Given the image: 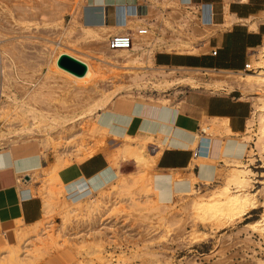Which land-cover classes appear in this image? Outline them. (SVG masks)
Returning <instances> with one entry per match:
<instances>
[{
    "label": "rangeland",
    "instance_id": "1",
    "mask_svg": "<svg viewBox=\"0 0 264 264\" xmlns=\"http://www.w3.org/2000/svg\"><path fill=\"white\" fill-rule=\"evenodd\" d=\"M99 1L100 0H92V3H90L91 0H0V29L2 30L1 39L3 40L2 42L4 43V48L7 53V72L10 76L11 82L16 87V93L18 96L28 94V97H30L32 95V98L30 97V101L28 100V102H31L30 104H36L35 106H38L37 108L39 109L41 108L40 110L43 112H50L52 114L54 110H57L56 108H58V111L60 112H67V110L77 109L79 108L78 105L81 107L87 101H90L91 98L93 99L95 96L97 97V92L94 93L95 91L102 92L105 89L115 86V84H109V82H111L110 79L114 74L134 72L133 69L129 68L119 70L114 67H109L108 64L104 62L108 61V57L110 58V56H107L109 53L106 51V41L109 36L116 33L108 34L105 37L106 40L99 39L100 42L98 39L93 40L92 38L91 40V38L84 37L82 34L80 29L81 24L84 25L86 20H92L95 17L86 13L88 6L92 7L93 4H97ZM174 1L178 2L177 0ZM106 3L111 5L114 3V0H106ZM179 5L183 10L194 11V8L190 5L189 7L181 4ZM162 6H158L161 13L164 11L166 12L168 8V11H171V9L174 8L171 5ZM194 12L197 13L198 9ZM153 13L154 15L156 14L155 12ZM161 13L159 12L160 16ZM53 14L60 16L61 20L57 24H55L54 21H49L48 23L45 22L44 19ZM166 15L167 13L165 14V17ZM159 18L160 17H158V19ZM258 18L261 21L260 23L264 24V7L259 13ZM201 36L203 35H193L191 38L192 42L197 45L201 41ZM261 45H264V40ZM199 46L201 45H198V48ZM94 50H96L97 53L94 52ZM210 50L211 48L208 47V44H205L200 47V50H195L194 48L191 50L188 48L187 50L178 51L157 50L154 52V56L156 54L165 53L171 56L186 57L190 54H201L203 52L210 53ZM100 51H103V53ZM256 53L257 52L254 50L250 51L247 63H250L251 66H253V61L256 58H259L257 55H254ZM210 57L214 58L222 65L234 62H229V54L227 56H220L217 54L216 56ZM63 58H67L81 65L83 67V72L79 73L63 66L61 64ZM150 66L152 68H156L154 63ZM253 67L255 68L256 66ZM112 69L117 72L115 73ZM226 71L237 73V71L232 70ZM139 72L146 71L143 70ZM240 72H242L241 74H244L249 71H247L246 67L243 66V69L240 70ZM188 74L189 73L186 75ZM192 75L199 77V79L201 78L198 83L199 85L204 86L203 89H205L206 86H211L210 90H208V87H206V90L194 91L193 89L189 90L188 88H184L183 90L186 92L182 93L181 91H173L172 87L163 88L162 94L164 101L157 100L160 99V97H154L153 95L148 96L149 93L144 92H141L140 95L137 93L128 95L120 94L114 99L113 106L119 108L120 106L127 105L129 102L133 103L138 101L143 106L141 112L137 116L115 117L114 115H110L108 110H105L106 112L99 111L100 118L108 122L106 127L107 130L97 132L92 134V136H88L86 133H81L80 127H82V124L76 123L75 126L71 128L70 123H66L64 126L65 128H63L61 124L57 123L55 126L57 132L59 131L58 134H60L54 137L52 143L46 146L42 144L35 145L31 151L32 154H30V156L33 157L34 160H37L39 164V168L35 169L36 173L34 172V174H38L39 177L32 179L33 182L30 181L28 184L25 182V180L29 178L28 175L31 174L32 177H35L33 170L28 169L20 174L23 178V183L20 184L22 189L30 186L29 189L31 188L33 191L36 189L41 191L43 188L44 189L41 192H46L49 189V192L51 189L53 190L51 191V194L53 195L52 199L54 198L53 204L55 205V208L47 218H45L44 215V218H42V222L50 220L53 223L52 232H50V236L47 238H39L38 240L36 238V234L30 232L26 234L22 241L19 240V232L22 230H29L30 226H20V223L16 222L13 228V231L15 232V240L11 243L12 241L10 238H8V240L3 239L4 244L0 245V254L3 255L4 253L6 256H9L10 254L11 256L9 257L11 258L15 256H23L22 262H24L22 264H141L142 254H146L148 256L153 254L155 256L156 254V256L158 255V257L163 259V264H264L263 240L257 235V233H254L252 230L245 227L246 223L259 218L264 208L259 207L250 211L246 215L235 218L226 223V226L219 230L212 229L213 231H211L210 226L203 227L200 224H196L194 225L196 229L203 230L208 233L211 232V235H209V237L203 242L189 243L188 239H186V234L191 230L193 225L189 219V211L183 207L184 199L181 197L179 198V194H175L169 200L170 206L168 202H162L165 205L164 206L161 202L156 201V191L152 189L150 185L144 187L143 184L146 179L148 180L152 177V175L158 174H173L176 177H182L180 178L182 183H190L191 178L189 177V174L193 172L191 170L192 168L189 167L190 169L185 170L160 169L157 167L156 162L155 164H146V161L138 163L132 156L125 154L123 158L120 153L121 146L128 143L137 151L138 149H142L141 151L147 159L150 160V158H154V145L160 140L154 139L152 134L148 135L146 128L154 122L161 105H169L168 107L174 106L175 108H179L185 100V95L188 97H195L199 93L228 94V92L233 88L222 86L218 89L219 91H214L215 89L213 88L212 83L208 82L211 81L208 77L213 76L214 74L211 75L205 70H198L196 73H192ZM220 76L223 75L220 74ZM207 79L208 81H206ZM200 82L202 83L200 84ZM35 83L38 85L34 87ZM181 87L182 86L178 87V89ZM238 88L240 89L244 99H247L251 105L250 119H252L254 118L255 109L254 98L263 94V91H244L240 87ZM31 91L35 93H32ZM80 91H84L86 93L88 92L87 94H89L91 98L87 101L84 99L82 100L81 98H83V96L80 94ZM70 93L74 95L70 96ZM179 115L182 116V113L180 112ZM17 118L18 117H12L10 119L14 129H16L20 135L18 138L19 147H17V149L41 142L40 140L43 139L44 134L40 128L42 123H40L37 128L33 127V131H26L24 130V126H28L32 120L31 117H29L28 114H23L22 117L21 115L19 116L18 120ZM87 121L89 122L87 119L84 120L83 123L85 124ZM47 122L48 121H44L43 124H46ZM206 122L207 119L203 118L199 123V127L201 126V123L203 124ZM1 123L2 122L0 121V133L6 130L3 123ZM50 131L48 127L46 132L49 133ZM26 132H29L31 135L27 133L26 137ZM123 132L127 137L130 136L129 138L132 139L123 138ZM256 132V125L254 122L247 124L246 129L242 133L220 134L225 142L227 139V143L231 140L235 143V148L240 149L238 153H235L234 151L231 155H237L238 157H235L240 158L241 164L243 162L248 164L251 174L249 181L250 184H248L250 187L248 186L247 190L250 192L262 191L264 185V165L259 157V154H256L257 150L255 149V141L257 138ZM195 133H198V137L201 136L199 131L196 130H194L193 134H189L193 137L192 148L196 143ZM11 135L14 136V134ZM4 136L5 134L3 136L0 135V140ZM34 136H36V138ZM160 137V135L156 136V138ZM204 137H209L208 139L211 141L214 134H212L211 131H204ZM19 139H22L21 141L23 142H20ZM96 145L97 147H100L96 154L103 155L107 159L108 165H110V167L112 166L111 168L118 172L119 180L117 179L115 181L122 185L121 188H118L120 193H115L113 191V188H116V182L112 181L111 184L113 185L108 184L101 191L93 193V198L95 199L101 194L108 195L110 199L109 202L106 203L107 207L106 205L104 206V208L106 207L108 211H105L104 215L100 219L94 216V218L92 217L93 221L88 224L84 222V219L86 218L83 217L81 213L76 212L71 215V217L69 216V221L61 227L60 225L62 224V219L60 213L61 209L66 205L68 199H66V183H64L61 179L60 171L68 166L83 161L86 149ZM79 146L81 151L79 150ZM68 147L70 149H68ZM162 147L163 146L159 148L160 151L164 149V147ZM66 152L67 154H65ZM2 153L4 152L0 149L1 157L4 156L1 155ZM224 155L227 156L230 154L226 153ZM56 156L60 158V163L57 162L58 157ZM205 160L203 158H199L197 163L200 166H209L210 173L213 175L211 179L207 178L209 182L206 186L207 189L205 186L204 188L203 186L200 188L202 194L208 195L214 187L217 188V186L221 185L223 175L231 169L229 167L231 164H226L221 159L207 158ZM50 164H53V166ZM194 171H196V169H194ZM45 173L47 176L44 177L43 174ZM26 184L29 186L26 187ZM199 185L200 182L196 181L195 187L197 188ZM45 187H48L49 189L46 190ZM231 191L234 190L231 189ZM113 192L114 194H112ZM34 194L35 193L33 192L32 197L37 196L42 202V194ZM151 200H153V202ZM258 201L259 204L263 201L262 194H258ZM166 205H168V207H166ZM151 207L154 209L148 212L146 209H150ZM143 209L146 211H143ZM161 216H164L165 220H168V222L170 221L171 226L173 225L171 227L172 230L169 233L165 232L163 221H158V218H161ZM77 218L79 219L77 220ZM95 220L97 221L95 222ZM41 227L43 228V225H41ZM57 227H60L59 229L61 231L58 230ZM212 227L214 228V225ZM30 237L35 238L30 239ZM24 240H27L28 243H24ZM22 243L23 245L26 244L29 247L26 246L27 248L25 247L23 249ZM98 243L100 244V247L97 246ZM8 256L5 257V259L7 258L6 260L4 259L3 261H0V264H13V261L9 262V260L11 261V258Z\"/></svg>",
    "mask_w": 264,
    "mask_h": 264
},
{
    "label": "bare ground",
    "instance_id": "2",
    "mask_svg": "<svg viewBox=\"0 0 264 264\" xmlns=\"http://www.w3.org/2000/svg\"><path fill=\"white\" fill-rule=\"evenodd\" d=\"M142 1L143 2L137 4V3H133V0H124L123 4L116 5L115 11H114V17H115L114 26H112V27L104 25V14H105L104 10L105 9L103 8V6H95L94 10H92V12H91V14L95 17L92 20H88L84 25L81 24L80 29L82 31L83 36L89 37V38H91V40H92V38H93V40L94 39L106 40L105 37L110 33H116V34L117 33H129L132 37V45L129 48H117V49H112V50L107 48L106 51L109 53V55H107V56H110V58L108 57V61H104V62L107 63L109 67H114V68L119 69V70L124 69V68H129V69H133L134 72L122 73V74L118 73L117 74L116 73L117 71L112 69L113 71H115L116 74H114L113 77L110 79L111 82H109V84L110 83L115 84V86H113V87L110 86L111 88L108 87L109 89H105L102 92L101 91H95L94 93L97 92V97L95 96L93 99L90 97L89 94H87L88 92L86 93L84 91L83 92L80 91V94L83 96V98H81V99L82 100L84 99L87 101L91 98L90 101H87L85 104L83 103L84 105L81 107H80V105H78L79 108H77V109L69 108L71 110H67V112H63V111L60 112V111H58L59 109L56 108L57 110H54V112L51 114L50 112H43L42 110H40L41 108L39 109V108H37L38 106L37 107L35 106L36 104L35 105L33 103L30 104L31 102L29 103L28 100L32 96L31 94L35 93V92L31 91L32 93L30 94L31 95L30 97H28V94H23L22 96L17 95L16 87L11 82L10 76L7 72V66H8L6 64L7 53H6V50L4 48V43L2 42L3 40L1 39L2 38V33H1L2 30L0 29V121L3 123L4 128H6V130H4L2 132L5 134V136L2 137L0 140V149L3 150V152H4L3 154L8 158V160L11 158H15V157L19 158L22 156H24V157L30 156V154H32L31 151L34 148L33 146H35V145L42 144V145L46 146V145L51 144L52 141L54 140V137L60 134V133L58 134L59 131L57 132V129L55 126L57 123L61 124L63 128H65L64 126L66 123H70L71 128H73L76 123L82 124V127H80L81 133H84V134L86 133V135H88V136H90V135L92 136V134H95V133L101 132V131L103 132V131L107 130L106 127L108 125V122L106 120H102L100 118V112L99 111L106 112L105 110H108L110 115H114L115 117L120 116V115L116 114L118 109H122L124 111H127L128 103H127V105L120 106L119 108H116L115 106H113L114 105V99L117 96H119L120 94H127L128 95V94L137 93L138 95H140L141 92H144V93H149L148 96L153 95L154 97H160V99H157V100L162 101L164 99L163 94H162L163 88H171L172 87L173 91H175V92L181 91L182 93L186 92L185 90H183L184 88H188L189 90L193 89V91H194V90H206V87H208L209 88L208 90H210L211 86H206L205 89H203L204 86L199 85V83H198L201 78L199 79V77H195L194 75H192V73L194 74V72L196 73V71H198V70H194L192 68L191 69L181 68V67H172V68L166 69L164 67H158L157 66L156 68H154V67L152 68L150 65H152V63H153L154 52L157 50H159V51L160 50L178 51V50H187L188 48H189V50H191L193 48L195 50H197V49L200 50L201 46H199V48H198V45L205 44L207 40L204 41V39H203L197 45H195V43L192 42L191 38L193 35H195V36L196 35H203L204 36V34L207 32V30L210 31L209 30L210 28L208 26L211 23L205 22L200 14H199V16H197L196 14L194 15L191 12L183 10L182 8H180L179 4L183 3L180 1H178V2H176L174 0H142ZM240 1H246V0H240ZM156 4L161 5V6L162 5H171L174 8L173 9L170 8L171 11H168L169 8H168V10H166V8H165L166 12L164 11L165 13L164 12L161 13V11L157 10ZM162 7H164V6H162ZM203 7L204 6H201L200 10L206 11L207 16H205L204 18L206 20H208V19H210V13H209V11L205 10ZM151 9H153L152 12L150 11ZM153 12H155L156 14L154 15ZM159 12L161 13V16L159 15ZM166 13H167V15L165 17ZM203 15H204V13H203ZM158 17H160L161 19L160 18L158 19ZM44 20L47 23L49 21L50 22L54 21L55 24H57L61 20V17L53 14L51 16H47ZM230 23H231V18L227 13V15L225 16V23L224 24L229 25ZM210 27H212V26L210 25ZM250 27H252V26H250ZM213 28H214V26H213ZM142 29L145 30V33H140L142 31ZM99 42H100V40H99ZM92 46H94V45H92ZM104 49H106V48H104ZM254 51L257 52L254 55H257L259 58H256L252 63L253 66H256L255 68L253 66H251L250 63L246 64V70L249 71L248 73L241 74L242 72H240V71L239 72L237 71V73H236V72H231V71H226V70L225 71L224 70H208V71L206 70L207 73H210L211 75L214 74L213 76L208 77L209 80H211V81H208V79L206 81L212 83L213 88L215 89L214 91H217L222 86L240 87L244 91H248V90H255V91L257 90V92L263 91V94L258 95L254 98V100H255L254 118H252V119L249 118L248 124L255 122L256 131H257L256 132L257 138L255 141V149L257 150L256 154H259V157L261 158V161L264 165V45L257 47ZM94 52H96V50H94ZM101 53H103V51ZM84 64H85V62H84ZM90 65L93 66L92 64H90ZM143 70L146 72H139V71H143ZM128 71H130V70H128ZM187 73H189V74L186 75ZM220 74L223 76H220ZM201 83L202 82H200V84ZM37 85L38 84L35 83L34 87ZM39 85H41V84H39ZM180 86H182V87L180 89H178V87H180ZM72 93H70L71 94L70 96L74 95ZM248 98H250V97H248ZM62 108H64V107H62ZM52 109H53V107H52ZM50 111H52V110H50ZM23 114H28V116L31 117V119H32L31 122L28 124V126H24L25 127L24 130L31 131L33 127L37 128L39 126V124L42 123L40 128L44 134H43V139L41 138L42 140H40L41 142L35 143L32 145H28L27 147H22L21 149H17V147H19L18 146L19 145L18 138L20 135L16 131V129H14L13 124L11 123L10 119L12 117H15V118L18 117L19 118L20 115L22 117ZM121 117H123V116H121ZM18 118H17V120H18ZM24 119H26V118H24ZM87 119L89 120V122L87 121L84 124L83 123L84 120H87ZM44 121H48V122L46 124H43ZM154 125H155V123H154ZM167 125H169V123ZM200 125H201L200 129L202 131H205V132L211 131L212 134H214V137H212V139H211L212 140V152L210 153L209 158L221 159L226 164H231V165H229V167L231 169L229 168L230 170H228L223 175L221 185L220 186L216 185L217 188L214 187V189L208 195L201 193V189H200L201 186H203V188L205 186V188H206V186L209 184L208 179L206 177H204V175H203V173H205V171H207L208 173L210 172V167L206 166V165L201 166L202 167L201 172L198 175L196 173H193V172H191L189 174L190 175L189 177L191 178L190 183L189 182L188 183H186V182L182 183L181 182L182 180L180 179L182 177L179 178L178 176L176 177L173 174L172 175H169V174L160 175V174H158V175H152V177L150 179L145 180V183H144L145 185L143 184L144 187L150 185L152 187V189H154L156 191L155 195L157 196V198H156L157 200L156 199L155 200L157 202H161V204H163L164 202H168V204H169L170 203L169 200L175 194H179V198L181 197L182 199H184L183 207H184V209H187L189 211V215H190L189 219L193 225L191 227V230L188 231V233L186 234L187 236L185 235L186 239H188L189 243H191V242H195V243L203 242L209 237V235H211V232L208 233L206 231L196 229V227L194 226L196 224H198V225L200 224L203 227L210 226L211 231H213L212 229L219 230V229H222L224 226H226L225 225L226 223L232 221L235 218H239L243 215H246L250 211L255 210L259 207L264 208V185H263L262 191L250 192L247 190L248 186L250 187V185H248V184H250L249 181H250L251 170L249 169L248 164H245L244 162L241 164L240 158H237L238 157L237 155H235L237 157H235L234 155L233 156L231 155V153H233L234 151H235V153H238L240 151L239 148H235V143L231 140H229L231 142L228 141V143H227L228 139L226 140V142H224V140L222 139V137L220 135L222 133H227V134L232 133L228 124H227V119H225V118L218 119V117L217 118H211L208 124L207 123H203V124L201 123ZM48 127H49V131L51 130L49 133L46 132ZM59 128H61V127H59ZM59 128H58V130H59ZM22 130H23V127H22ZM2 133H0V135L3 136L4 134H2ZM27 133L29 135H31L29 132H26V137H27ZM11 134H14V136H12ZM123 134H124V132H123ZM123 134H122L123 138L128 139L130 137V136L127 137L125 134L124 135ZM218 135H220V136L218 137ZM34 137L36 138V136H34ZM148 137H150V136H148ZM197 137H198V133L197 134L195 133L196 141L198 139ZM22 139H23V137H22ZM129 139H132V138H129ZM21 140L19 139L20 142H23ZM161 142H162V140H161ZM161 142L158 141L157 144H155V145H160L158 147H161V145H162ZM54 143H56V142H54ZM84 146H82V147H84ZM194 146H195V144H194ZM68 149H70V148L68 147ZM80 149L81 148L79 146V150ZM99 149H100V147L99 146L97 147V145L91 146L90 148L86 149L83 158L86 159V158H89V157L95 155ZM79 150H77V151L80 152L81 150L80 151ZM141 150L138 149V151H137L135 148H132V146H130L128 143H125L124 145L121 146V152L120 153H121L123 158H124L125 154L132 156L133 159L138 163L146 161L147 162L146 164H148V163H150V164L154 163L155 164L157 157H158V154H159L158 152H160V151H158V152L156 151L157 153H153L154 158H150V160H149L145 157V155L142 153ZM146 150H148V149H146ZM149 152H150V150H149ZM70 153H72V152H70ZM226 153L230 154V155H227V156L224 155ZM59 154H57V155H59ZM65 154H67V152ZM62 155H64V154H62ZM114 156H116V155H114ZM56 157H58V156H56ZM59 159L60 158L58 157L57 162H59ZM112 159H113V156H112ZM197 159L198 158H196L194 160L197 161ZM205 162H206V160H205ZM51 166H53V164ZM42 171H43V169H42ZM34 172L36 173V170L35 171L33 170V174H34ZM28 174H30V173H28ZM45 174H43L44 177L47 176V174L46 175ZM41 175H42V173H41ZM34 176L35 177H32L31 174L28 175L29 178L27 180H25V182L29 184L30 181H32V179L39 177L38 174H34ZM118 177H119L118 172L116 170H113L111 167H108L107 170L104 171L102 174L98 175L95 178H92L89 181L81 178V179L74 180V181L68 183L67 185H65V191L67 192L66 193V199H68V200H67L64 208L61 209L60 215H61V219H62L61 220L62 224L60 226L62 227V225L67 223L69 221V218L71 217V215H73L76 212L81 213L83 215V217L86 218V219L83 218L84 222L88 223V224L91 221H93L92 217L94 218V216L97 217L98 219H100L104 215L105 211H108V209L106 208L107 207L106 203L109 202L110 199H109L108 195H104V194H101L100 196H98L95 199V198H93V193L101 191L108 184L113 185V184H111L112 181L116 182V188H117L116 189V188L112 187L113 191L115 193L119 192L120 190L118 188H121L122 185L119 184L117 181H115L118 179ZM22 180H23L22 177L17 178L16 189L19 188L20 184L23 183ZM196 181L200 182V185L197 188L195 187ZM179 182H181V183H179ZM28 184H26L25 186L26 187L29 186ZM124 186H126V185H124ZM29 187L18 190V194L20 196L19 198L32 196L33 192L35 194L36 193L42 194L41 195V196H43V198H42V212L43 213L42 214L44 215L45 218H47L55 208V205L53 204L54 198L52 199L53 195L51 194V191H53V190L51 189V191L49 192L50 189L48 187H45L46 190L49 189L46 191L48 193H46V192H41L44 188L41 191L37 190V189L33 191V189H31V188L29 189ZM129 188H130V184H129ZM231 189H233L234 191H231ZM114 192L112 194H114ZM86 193H88V194H86ZM258 194H262L263 201L261 202V204H259V201H258ZM151 198H153V197H151ZM112 200H113V198H112ZM151 201L153 202V200H151ZM148 203H150V202H148ZM111 204H112V202H111ZM105 205H106V207L104 208ZM145 206H146V204H145ZM145 206H143V207H145ZM169 206H170V204H169ZM166 207H168V205H166ZM151 208L150 209L145 208V209L149 212V211L154 209V208H152V209ZM139 209H140V207H139ZM145 209H143V211ZM160 211H158V212H160ZM163 217L162 216H161V218L157 217L158 221L159 222L163 221V226L165 227V232L169 233L172 230L171 227L173 225L171 226L170 221L168 222V220H165V217L164 218ZM78 219L79 218H77V220ZM81 219H82V217H81ZM97 220H95V222ZM42 221H43V219L31 224L29 227V230L27 229V231H23V230L20 231L18 234L19 240L23 241V238L26 236V234H28L30 232L36 234L37 240L39 238H47L48 236H50V232H52L53 223L50 220L45 221V222H42ZM180 221H182V220H180ZM186 221H187V219H186ZM181 224H183V223H181ZM41 225H43V228L41 227ZM213 225H214V228L212 227ZM89 226H91V225H89ZM193 227H195V228H193ZM245 227H247V229H249V230H252L254 233H257V235L264 242V209H263V212L261 213L259 218L246 223ZM59 228L57 227L58 230H60ZM53 231H55V230H53ZM34 238L30 237V239H34ZM27 240H24V243H28ZM25 241H27V242H25ZM39 242H41V241H39ZM26 246L29 247L28 245H26V244L23 245V243H22L23 249ZM97 246L100 247V244L98 243ZM21 252H23V251H21ZM99 252H101V251H99ZM15 253H16V250H15ZM15 253H13V254H15ZM15 255H17V254H15ZM7 256L4 253H3V255L0 254V261H3L5 259V257H7ZM9 256H11V255L9 254ZM15 257H13V258L9 257V258H11V261L9 260V262L13 261L12 262L13 264H22L24 262V261L22 262L23 256H18V257L15 256ZM141 258H142L141 264H163V259H161V257H158V255L156 256V254H155V256H154V254L151 256H148L146 254L145 255L142 254Z\"/></svg>",
    "mask_w": 264,
    "mask_h": 264
},
{
    "label": "crops",
    "instance_id": "3",
    "mask_svg": "<svg viewBox=\"0 0 264 264\" xmlns=\"http://www.w3.org/2000/svg\"><path fill=\"white\" fill-rule=\"evenodd\" d=\"M177 1L183 2L181 5H186V7L190 5L194 8V11H197L201 6H204L203 8L209 11L211 20L204 18L207 16L206 11H199L204 21L211 23L210 25L212 26H208L210 31L207 30V33L201 37V40H207L204 43L208 44L209 48H217L220 56H227L229 54V62H234L231 64L225 63L224 65L219 64L214 58L210 57L208 52L190 54L186 57L162 53L156 54L153 58V63L156 67H181L202 71L216 69L240 71L247 64L250 51L261 46L264 40V24L260 23L261 21L258 18L259 13L264 7V0ZM141 2L143 1L133 0V3L139 4ZM90 3H92V0ZM123 3L124 0H114V3L110 5L106 3V0H100L97 4H93L92 7L88 6L86 13L92 15L91 12L95 6H103L105 9L104 25L112 27L115 20V7ZM158 6L160 5L156 4L157 10L160 11ZM150 11L152 12L153 9ZM194 11L189 12L195 15L196 12ZM227 13L231 18L229 25L224 24ZM184 97L185 100L179 108L161 105L154 122L147 126L146 131L148 135L152 134L154 139H159L160 142L162 140L161 146L164 145V149L161 151L158 145H154V153L160 151L156 160L158 168L185 170L191 167L193 173L195 172L198 175L202 167L192 157V151L195 146L192 148L193 137L189 134H193L194 130H196L204 135V131L199 127L200 121L206 118V123L208 124L211 118L217 117L218 119H227L231 134L242 133L246 129L251 115V105L247 99H244L238 87H233L228 94L199 93L195 97H188L187 95ZM142 107V104L138 101L129 102L127 111L118 109L116 114L124 117L137 116L141 112ZM180 112L182 116L179 115ZM167 122L169 125H167ZM157 135L161 137L156 138ZM211 152L212 140L210 141L209 139L208 155L202 158L209 159ZM1 155L4 154L2 153ZM108 167L110 165H108L107 159L103 155L95 154L77 164L64 168L60 171V177L66 184L81 178L89 181L102 174ZM37 168H39L38 161L34 160L31 156L15 157L9 160L5 155L3 157L0 156V236L3 237H0V245L4 244L3 239L8 240L10 238L11 243L14 242L15 232L13 228L16 222H19L20 226L26 227L43 218L41 199L37 196L19 198L18 190L22 189V187L16 189L17 178L21 177L20 174L25 170H35ZM203 175L208 179H211L213 176L207 171Z\"/></svg>",
    "mask_w": 264,
    "mask_h": 264
},
{
    "label": "built area",
    "instance_id": "4",
    "mask_svg": "<svg viewBox=\"0 0 264 264\" xmlns=\"http://www.w3.org/2000/svg\"><path fill=\"white\" fill-rule=\"evenodd\" d=\"M200 8H198V12L196 13L197 16H199ZM140 33H145V30L142 29ZM107 48L117 49V48H129L132 45V37L129 33H117L113 34L108 37L106 41ZM210 56H216L218 54V49L215 47H212L210 50ZM246 67V65H245ZM208 149H209V139L207 137H204V135L201 133V136L198 137L196 141V145L192 151V157L194 159L199 157H207L208 155Z\"/></svg>",
    "mask_w": 264,
    "mask_h": 264
},
{
    "label": "water",
    "instance_id": "5",
    "mask_svg": "<svg viewBox=\"0 0 264 264\" xmlns=\"http://www.w3.org/2000/svg\"><path fill=\"white\" fill-rule=\"evenodd\" d=\"M61 64L65 67H67L68 69H71L73 71H76V72H83V67L67 58H63L62 61H61Z\"/></svg>",
    "mask_w": 264,
    "mask_h": 264
}]
</instances>
